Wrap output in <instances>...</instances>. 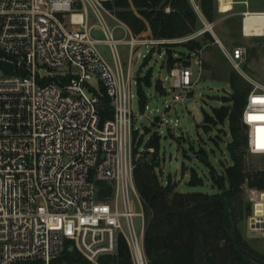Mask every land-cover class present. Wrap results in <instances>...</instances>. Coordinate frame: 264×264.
Returning a JSON list of instances; mask_svg holds the SVG:
<instances>
[{"label": "built area", "instance_id": "1", "mask_svg": "<svg viewBox=\"0 0 264 264\" xmlns=\"http://www.w3.org/2000/svg\"><path fill=\"white\" fill-rule=\"evenodd\" d=\"M108 1L0 0V60L13 65V74L0 68V264H60V256L68 248L77 250L85 263L62 264H109L103 259L117 255L122 238L134 263L146 264L145 207L134 172L156 150L139 146L135 154L131 64L137 46H162L176 40L153 38L148 43L151 40L132 37L125 72L117 51L121 40L115 39L103 13L116 18L105 5ZM191 2L204 28L181 42L212 33L233 68L251 82L242 125L248 153L264 155V119H260L264 116V85L245 70L246 48H228L201 5ZM90 7L100 25H90ZM251 14L264 12L242 14L247 37L245 19ZM95 28H101L106 38H95ZM100 42L113 48L115 68L99 51ZM163 54L167 62V50ZM196 55L190 52L188 59ZM40 66L47 75L41 74ZM169 72L174 78L173 103L184 102L201 71L193 80V66L178 60ZM96 76L102 89L91 83ZM105 96L111 101L113 117L103 122ZM147 109L148 100L143 110ZM146 118L161 123V129L164 126V117L163 121ZM157 135L161 137V133ZM242 188L252 207L249 228L264 235V190L248 181ZM103 189L107 194L101 198ZM132 192L140 212L133 209ZM122 218L127 221V231ZM135 218L141 221L140 230Z\"/></svg>", "mask_w": 264, "mask_h": 264}, {"label": "trees", "instance_id": "2", "mask_svg": "<svg viewBox=\"0 0 264 264\" xmlns=\"http://www.w3.org/2000/svg\"><path fill=\"white\" fill-rule=\"evenodd\" d=\"M105 5L135 36L150 29L155 39L183 38L194 34L198 22H201L191 0H111ZM200 5L211 23L216 16L223 14L218 11L215 0H200ZM167 7L171 8V12L166 11ZM230 23L228 21L227 24ZM204 36L206 40L217 44L210 32ZM162 46L168 48L166 66L171 70L178 60L184 58L175 55L171 44ZM185 47L188 57L190 52L196 53L206 46L202 41L193 39L186 42ZM184 61L186 65H191L189 59ZM245 70L249 72L246 65ZM218 79L229 82L232 94L225 98V102L231 105L215 109L214 115L205 113V127L209 128L211 123L229 121L232 142L228 149L233 165L225 167L223 175L213 174L214 180L220 185L217 193L181 192L177 182L169 178L164 184L157 173L161 137L156 134L149 140L147 147H154L156 152L148 154L149 160L139 163L134 172L135 183L145 207L146 264H264V255L248 243L239 228V223L252 211L244 198L242 186L248 181L251 186L264 190V171H250L245 162L247 136L242 116L252 86L235 69L225 70ZM138 84L140 103L144 109L148 96L143 84L152 86V73L140 79ZM156 90L161 95L165 94L160 80L156 83ZM112 117L113 107L105 96L101 102V119L104 122ZM199 154L205 157L204 151H199ZM189 183L203 185L204 180L193 169ZM106 194V190L100 191L101 198ZM59 261L60 264L85 263L83 256L71 248L64 251ZM103 261L109 264H135L127 241L123 238L117 255L106 257Z\"/></svg>", "mask_w": 264, "mask_h": 264}, {"label": "rangeland", "instance_id": "3", "mask_svg": "<svg viewBox=\"0 0 264 264\" xmlns=\"http://www.w3.org/2000/svg\"><path fill=\"white\" fill-rule=\"evenodd\" d=\"M228 1L222 0V11L227 8ZM259 3L261 7H264V0H259ZM103 13L109 27L114 30L115 39L121 40L117 44V51L126 72L130 63L129 40L132 39V36L123 25L124 23L115 15L117 19L104 11ZM228 21H231V23L227 24ZM89 22L90 25L101 24L91 7L89 8ZM213 24L214 32L228 48L235 46L246 48L248 52L246 66L249 71L247 73L255 81L264 85V37L245 36L242 29L243 16L236 14L234 11L216 16ZM203 28V24L198 22L195 33ZM92 34L95 38H106L101 28H95ZM210 34L214 36L212 33ZM134 37L137 40H151L148 43L155 39L153 36L143 33L139 36L134 35ZM183 38L173 39L176 41L170 43L175 55L178 58H184L180 60L189 58L185 55L188 52L185 47L186 42H181ZM196 40L202 41L206 46L201 51H197V55L190 60L194 69L193 80L197 79L201 71L200 79L194 85L191 95L184 102L177 104L173 103L174 78L170 77L164 54L161 55V52L166 51L168 48L153 44L141 45L135 48L131 64L133 76L131 105L135 116L134 127L137 130L135 154L138 153L141 143V148H145L154 135L161 133V150L158 158L160 168L157 173L164 184H167L168 179L171 178L178 183V190L181 192L217 193L220 190V185L214 180L213 174L223 175L225 167L233 165L228 149V145L232 142V136L228 120L224 123H211L209 128H206L204 116L205 113L214 115L215 109L231 105V103L225 102V98H229L232 94L231 86L226 79L220 80L218 78L225 70L233 71L234 68L218 44L206 40L204 35ZM98 48L107 61L111 65H115L113 48L103 42L99 43ZM250 50L253 51L250 52ZM146 56L149 59H146ZM39 68L41 74L47 75L48 71L43 66ZM150 72L152 73V86L148 87L143 84V89L149 97V109L144 111L138 94V82ZM159 80L164 82L167 89L164 95L159 94L156 90V83ZM91 83L97 89H102L97 76ZM248 83L252 86L251 82L248 81ZM170 105L172 107L168 109L167 106ZM143 113L151 118H159L161 121L164 117L162 129L160 127L161 123H152L146 116H143ZM139 115L142 116L136 119V116ZM201 150L205 152L203 158L199 154ZM245 162L247 169L250 171H264V155H253L247 151ZM193 169L203 178V185H191L189 183ZM226 185L228 186L227 182ZM244 198L246 200L245 191ZM131 202L134 211L140 212L141 206L133 192L131 193ZM120 210H124L122 198L120 199ZM121 221L124 230L127 231L126 219L122 218ZM135 222L138 230H140V219L135 218ZM239 228L248 243L264 255V235L261 232L252 231L249 228L247 218L239 223ZM71 244L72 242H68V245Z\"/></svg>", "mask_w": 264, "mask_h": 264}, {"label": "crops", "instance_id": "4", "mask_svg": "<svg viewBox=\"0 0 264 264\" xmlns=\"http://www.w3.org/2000/svg\"><path fill=\"white\" fill-rule=\"evenodd\" d=\"M195 1L200 4V0H195ZM215 1H216L217 9L221 13L234 11L236 14L242 15L244 12H264V7L260 6L259 0H256V1L255 0H229V1L227 0L228 1L227 2V8L223 11L221 9L222 0H215ZM253 7L254 8L256 7V8L254 9ZM130 34L132 37H134L131 29H130ZM143 34L148 35V36H150V35L153 36L150 29L148 31L144 32ZM97 39L103 40V39H99V38H97ZM100 43H102V42H100ZM112 66L115 68L116 62H115V65H112Z\"/></svg>", "mask_w": 264, "mask_h": 264}, {"label": "bare ground", "instance_id": "5", "mask_svg": "<svg viewBox=\"0 0 264 264\" xmlns=\"http://www.w3.org/2000/svg\"><path fill=\"white\" fill-rule=\"evenodd\" d=\"M78 17H76L77 19ZM245 31L248 35L264 34V15L251 14L245 19Z\"/></svg>", "mask_w": 264, "mask_h": 264}, {"label": "water", "instance_id": "6", "mask_svg": "<svg viewBox=\"0 0 264 264\" xmlns=\"http://www.w3.org/2000/svg\"><path fill=\"white\" fill-rule=\"evenodd\" d=\"M0 68L8 74H13V65L11 63H8L4 60H0Z\"/></svg>", "mask_w": 264, "mask_h": 264}, {"label": "snow or ice", "instance_id": "7", "mask_svg": "<svg viewBox=\"0 0 264 264\" xmlns=\"http://www.w3.org/2000/svg\"><path fill=\"white\" fill-rule=\"evenodd\" d=\"M260 119H264V116L260 117Z\"/></svg>", "mask_w": 264, "mask_h": 264}]
</instances>
